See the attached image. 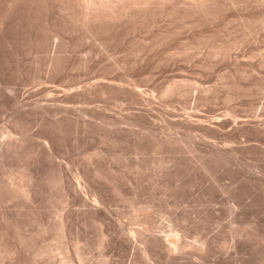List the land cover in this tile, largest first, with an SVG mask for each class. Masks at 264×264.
<instances>
[{"label": "rangeland", "instance_id": "1", "mask_svg": "<svg viewBox=\"0 0 264 264\" xmlns=\"http://www.w3.org/2000/svg\"><path fill=\"white\" fill-rule=\"evenodd\" d=\"M240 6H242V4L241 5L238 4V7L236 5V7L234 6V7L228 8V10H222L221 11L222 15H219L220 14L219 12V14L217 15L218 18L217 19L215 18V20L213 19L215 22L213 20H212L213 23L209 20L202 21L201 23H199V25L198 24L195 25L194 28L193 27L191 28V25L188 23V21L187 22L185 21L184 24L179 23V21L180 22L182 21L181 20L177 21V17L175 16H174L176 18L175 21L173 17H171V21H169L170 19L167 20L168 18L161 17V19L157 18V20H155L154 23H152L151 21H148V22H145V24L142 23L143 24L142 26H137V27L135 26L137 24L140 25V23L135 22L137 23L135 24L133 21L129 19L128 21L129 23L127 21L126 23L131 24L132 26L127 25L125 21L123 20V23L121 22V25H119V27L117 26L118 25L117 24L116 28H113L114 30L112 29L113 31H116V32H113L112 30L110 31L104 30V32H102L99 30L97 32H94L93 36L92 34H89V32H86V31L85 33L79 30L78 34H77L78 30H73L74 31L73 32L72 29H70V26L68 25V23L64 19H62L61 15H60L61 18H58L59 15L57 16L55 11L53 12L56 15H54L52 11L50 14L49 11L45 12V10L44 12L37 11L35 12V14L32 13L33 15L30 13H28L29 15H26L27 13L25 9L20 8L21 10L22 9L24 10L20 11V9L19 10L17 9L15 11H18V12L14 13L13 11L11 13V16L9 17V21H8L9 24L6 30L3 32L4 34L0 33V85H1L0 86V127H2V130H6L4 129V127H7L8 130L11 129L12 125H14L12 124V121H11L13 117L12 115H14V113L16 115V112H18L17 110H20V109L22 110L24 108L29 109L31 107V104L35 103L34 101L36 100L38 101L41 100L39 102L38 101L36 102L41 103L43 101L42 104H45L47 102V96L50 95L51 93H53V95L56 96V101L62 102V104L55 102L57 106L61 107L60 109L62 112H63L62 109L67 108V110H69L70 113H68V116L70 118L72 117L76 118V116L72 114L73 108L76 109L74 106H76L77 109H80L81 111H83L84 109L83 112L85 113L84 115H85L86 121H89V123L91 124L90 127L87 128L88 131L86 130L85 132H82V130L79 128L77 129L78 130L77 131L75 127H73V125L70 123V124H66L62 126L63 132L60 131L61 132L60 133L57 129L56 124L54 123L53 116L51 117L48 116L42 119L40 118L39 115H36L37 117L36 116L32 117L29 121L24 123L22 127H19L21 128L19 131L20 132L22 131V135L26 133L27 136L29 135L34 140H37L39 136H46L48 134H51L54 137V141L56 143L55 151L57 153V157H55L54 160H57V161H54V162H59L60 160L59 163L62 164V168L68 173L69 171H71L69 173L70 175H73L77 172L75 168L78 169L77 164L79 162L83 164L86 163L87 157H88L86 156V154L92 153L93 155V153L95 154V152L97 151H99L100 153L103 152L100 155V157L102 156L101 157L102 160L101 159L95 160L94 158L92 159H94L95 161L98 160L97 162L99 163L100 169L102 171L103 176L96 182L101 187L100 188L102 189L101 193L103 197H105L104 198L105 205H103V207L105 208L106 215L108 216V218L107 216H106L107 219L106 218L98 219L97 217H95L97 219L96 220L94 218V215H91L92 213L91 212L89 213V211H87V208L86 210H84L85 207L81 206L79 203L71 205V204H66V203L64 204V202L62 201L60 202L58 198L61 197L60 199H62V193L57 187H52V186L47 185V183L44 181L42 177L41 170L43 169V167H41L40 165L38 166L37 158H36L37 156L34 157L32 155L30 156L31 158L29 157L28 159L21 161L22 163L21 162L19 163L20 164L18 165L19 167L15 166L16 167L15 168L13 166L16 170L15 173H13V176H17L16 174L17 171L18 173H21L22 171L24 173L25 171L28 172V169L26 168H30L33 166L29 170L33 171V169H35L34 170V173L36 172L35 180H37L36 187L39 188L40 186L39 188L40 191L38 190L37 196H40V197H36L37 200L31 202L26 199L27 197H25L21 193H18L19 196L17 195V198L19 197V199H16L15 198L16 196H15L13 197L12 201H10V199L8 201L7 199V201L5 202V205L2 204L3 207L5 206L9 210L12 209L11 211L16 210L18 215L21 214L20 216H21V219L23 220L22 222L25 225V226L23 225L20 228V230L11 228V230H13L10 236L11 243L9 242L10 245H8V248L9 247L11 248H9L10 252H7V254L5 255L6 257L5 259L6 260L8 259L7 261L10 260L9 262H11V259H12V262H15L17 258H20V259H17L18 264H33V263L34 264H41V263L50 264L52 259H55V258H56V261H58L57 259L61 257L58 254L60 253V250H59L60 245H61L59 243L60 240L54 239L55 237L54 238L50 237L52 235L56 236L55 233H54L55 235L54 234L51 235V232L44 233L41 231V229L44 228L46 223H47L46 228H49L50 226H52L54 223L57 222L58 214H60L61 212L63 213V210L64 212L68 210V212L67 211L66 212L69 213V215H71V218H70L71 220L69 219V221H71L69 222V225H71V227L69 226L70 229L68 228V231L69 230L70 231L67 233V237H66L67 243L66 244H70L69 247L71 249L68 247L70 256L74 255L73 251L77 250L76 248H74V246L76 247L77 245H78L77 248L81 250L82 252H84L83 254H84L85 263L83 262V264H92V263L101 264L103 262H105L106 264H110V263L111 264H132L133 259L135 258L134 256H137L139 251H142L140 246L142 247L143 244H141L140 241H137L134 246V249H130L132 247L129 245L130 240L128 238L129 236L128 234L135 233L134 235L137 236L136 232L138 229L141 228L139 227L137 223L143 220L147 215H151L149 216V218L153 221L149 227V234L152 237L161 239L162 244H166V241L170 240L169 242H167L168 245H171L172 242H173L172 245L173 244L177 245L178 243L180 244L181 242V244H185L186 246L187 245L189 246V248L185 247V250L187 249L189 250V251L187 250L188 252L185 251L187 252L186 256L185 254H182L181 256V253H180V256L178 257L175 256L174 258H171V259L168 257L169 252L167 253V250L165 248L159 246L160 248L157 250L155 256H152L151 258L152 261L150 260L151 262L149 261L148 264H171V262L172 264H175V261H177L176 264H181V262H183L182 264L184 263L186 264H190V263L192 264L194 263L196 264H214V263L215 264H264V64L260 63L263 60L261 56L264 57L263 56L264 55V27H262L264 25L261 26L258 24L257 25L252 24V26L250 25V28L248 27L246 28V30L243 29V26H241L242 20L245 19L244 17H246V15L249 12L247 10L243 12L242 10H245V9ZM234 9H237V10H234ZM229 10L231 13L228 12ZM223 11L224 12L227 11V12L223 13ZM245 12H246V15L244 14ZM25 17H27L28 20ZM231 18L233 20H230ZM239 18H242V19L240 20ZM32 20H33V23H31ZM160 20L161 21L163 20V21L161 22ZM234 21L236 23L237 22L239 23L236 24ZM132 23H134L135 25H133ZM168 23L172 24L173 26H171ZM123 24L124 26H122ZM187 24L189 25L190 28H188ZM37 25L38 27L36 28ZM66 25H68V27H66ZM125 26L126 28L127 27L128 28L121 29V28H125ZM130 26L133 27L135 30L133 28H129ZM179 26H182L181 27L182 30L179 28H178L179 30L177 29V27ZM248 29L250 32L248 31ZM111 31L114 33V35L109 33ZM35 32L37 34L39 33L41 37L38 36ZM99 32L100 33L102 32L104 34L102 35V33L100 34ZM106 32L109 33V34L107 33L108 35L111 34L113 38H111L110 36V39H109L108 35L106 36L105 34ZM80 33L82 34V36L85 35V37L83 38ZM96 33L100 35L95 36ZM167 33L170 34V35L168 34L170 38L166 36ZM35 34L37 35V39L38 38H41V39H39L38 41H35L36 39ZM89 35H91V37ZM162 35H165V36L163 37ZM165 37L167 39H165ZM90 38H92L93 40ZM172 38H174L175 40L178 38V40L175 41ZM97 39L99 41H97ZM106 39L110 42L107 43L108 41H106ZM162 39H165V40L162 41ZM186 40L187 41L189 40V42L191 43V46H190L191 48L189 49V51L187 50V52H183V54L182 53L177 54V55L173 54L174 55L173 56L171 54L172 53L171 51H174L173 53H175L176 50L182 49L183 47L181 45H183L184 43H185L183 45L184 47L189 45L188 43L184 42ZM235 40H238V41L240 40L241 44H239L240 46H237V48L232 49L231 52H229V54L227 55L228 57L224 56L225 60L223 56L211 57V55L207 54V52L209 53V47H206V45L208 46L214 42H216L217 44L218 43L226 44V43H231L232 41H235ZM95 41L99 43L103 41V44L105 47ZM179 41H181V44ZM104 42H106L108 46H106ZM200 42H202L201 44H203L202 46L205 47V49L200 50L202 49V46H199L200 47L199 48L200 51H199L197 50V47L200 44ZM160 43H162V45ZM195 49L198 51V55L196 53L197 51L194 52ZM191 50L193 51V53L191 52ZM201 51L202 52L204 51V53H202ZM166 53H169L170 55L168 54L166 55ZM55 55H57L56 61L59 62L55 66L56 72H55V67L53 68L54 70L53 69L51 70L50 68L48 71L47 65L49 64L48 62L50 61L48 59L49 58L51 59V57ZM180 55L181 56L183 55V56L180 57ZM161 60L162 61L164 60V61L162 62ZM237 61H239L240 63ZM114 63H116V65L118 66H116ZM236 63L238 64L236 65ZM242 72L243 73L246 72L248 75L245 73L246 74L245 76V74H243ZM96 78L100 81L103 80L101 81L102 84L106 82L104 83V85H106L105 86L106 96L105 94L101 96L97 92L95 94L91 92L90 94L88 90L89 94L86 93L85 97L80 96L78 94H76L78 95L76 97V95L74 94L76 93V90L74 91V89L76 88L77 89L78 88L87 89L86 85L89 86L90 83L98 81ZM106 79L108 80V82L106 81ZM109 79L111 82L109 81ZM178 79H179L180 85L181 86L183 85L182 89H181V86H179V83L177 82ZM109 82L110 84H112V86L109 84ZM171 82L177 86V89H175V92L172 94H169L165 97L162 96L161 95L162 91L164 90V88H166V86L171 85L172 84ZM189 82L191 84H189ZM113 83H117V85ZM53 85L54 87H57V88L59 87L58 89L60 90H58L57 88H54ZM185 85L186 86L188 85V86L186 87ZM132 86L137 89H132L133 88ZM136 86H139V89ZM52 89H53V92L51 91ZM9 90H11V92ZM34 90L35 91L37 90V91L35 92ZM62 90H65V91H62ZM132 90H134L136 96L134 94L132 95V93L130 92ZM135 90L137 91L140 90L139 92L143 93L142 95L144 96L150 95V97L153 100H151V98L149 99L148 97L149 101H141V99L138 97L137 92ZM48 91L49 93H47ZM65 92L67 93L69 92L70 95ZM177 92L178 94H176ZM83 94L85 95V92ZM57 95L61 100L63 99V101L57 98ZM91 97H93L94 99ZM132 97L133 98L137 97V99H131ZM30 102L31 104H28ZM15 103H19L18 108L14 107V106H17V104L15 105ZM26 104L28 105V108ZM82 105L84 107L86 106V109L83 108ZM88 105L90 108L87 107ZM78 106L79 107L82 106V107L78 108ZM92 107L94 109H91ZM70 109L72 110L70 111ZM95 110L97 111L95 112ZM127 112L129 113V117H128V114H126ZM63 113H59L58 116H60ZM91 113L93 116L91 115ZM109 113H112L115 116ZM118 114L121 115L120 117L121 119L118 117L119 116ZM133 116L135 117L136 120H134ZM88 117L92 118L93 120L91 119L90 121ZM122 117H125V118L123 119ZM184 117L188 119L192 118V120L190 119L192 122L191 123L192 126L189 123H187L189 125L186 124L185 122L186 119ZM36 118H38V120ZM46 118L48 119L46 120ZM49 118H53V119H49ZM104 118H106V120ZM128 118H131V119H128ZM142 118H144V120ZM125 119H128L129 122H133L132 124H135L136 126L135 125L134 126L132 125V126L135 127L137 130L135 131V129L130 125V123L128 124V121H126ZM193 119H194L195 124L199 123V125L195 126ZM217 119L218 120L220 119L219 120L220 122ZM9 120L11 122H9ZM95 121L96 122L98 121L99 123H102L103 125L105 124V127L102 128L101 127L102 124H98ZM109 121H111L112 124L114 122L113 124L114 126L116 124L117 125L120 124L121 129H119V126L116 125L117 130H118L117 131L115 127L111 124V122L109 124ZM136 121L137 123H135ZM202 121L204 123V126L200 125ZM40 122L41 124H39ZM183 123L184 125H182ZM108 124L109 126L111 125L113 128L107 126ZM69 125L70 127H68ZM151 125H153V127ZM215 125H216V128H213L215 127ZM123 126L124 127L126 126L125 129ZM129 127H131L132 130ZM148 127L149 129L155 127L154 129L156 130L155 133L157 132L156 133L157 136L164 135L165 137H169L170 139H175V140L178 139L181 141H177L178 143L171 144L162 149L158 148L159 149L158 150L156 148V144H154V141L150 143L151 140L143 138L144 136H141V135L146 136L147 134L146 130H149L147 129ZM204 128H207V130ZM154 129L151 131L154 132ZM235 129H237V131ZM111 130L112 131L115 130V132L111 133ZM141 130L142 132L145 131L146 134L139 133L141 132ZM122 131L124 132L126 131V132L124 133ZM158 132L160 133V135ZM137 133L139 135H137ZM112 134H115V135L113 136ZM22 135H19L20 138L24 137ZM102 136L103 137L105 136V137L103 138ZM134 136H136L137 138L135 139ZM164 136H161V137L164 138ZM205 138L208 142L204 141ZM39 139L37 141H43ZM186 143L190 145L188 146ZM205 144H207L208 147L210 148L208 149L207 145ZM215 144H216V147L218 146L221 150L225 148L224 145L226 144V147L227 148L229 147V148L223 151L224 152L226 151V153H229L232 156L226 155L224 159H221V160H218L216 157H215L216 160L212 159L213 156H210L208 154L209 153L208 150H211V148ZM192 147H194L195 149ZM203 147H205V149ZM67 149L69 151V154H68ZM137 149L139 152H137ZM70 158L72 159L70 160ZM156 159L157 161L158 159L159 160L161 159L162 161L161 160L160 161L163 163L162 169L163 170L166 169V172L164 171L166 175L163 174V177L160 178L161 181L159 180V178H156L157 175L153 174L157 171L158 168L156 165H153L151 163L153 160H156ZM26 161L28 162L26 163ZM203 162L205 165H203ZM74 163H75V167L73 166ZM137 163L139 164V166L137 165ZM201 163L203 166L201 165ZM24 164L27 165V167ZM68 164L70 165V167L68 166ZM134 165L136 166V168ZM140 165L143 169H141ZM5 166L4 168L8 167L6 164ZM204 166L207 168H205ZM71 167L73 168L71 169ZM137 167L138 168L140 167V168L138 169ZM168 169L169 171L167 173ZM19 170H21V172ZM134 170L136 171L139 170V172L137 173ZM7 173H8V178H7ZM7 173H5L4 176H2V178H0L2 181H5L6 179L8 181L10 180L9 172ZM113 176L115 177L113 178ZM111 179L113 180V182ZM2 181L0 182V185L3 186L5 190L6 186L3 185ZM8 181H5L4 183L7 184ZM22 181L23 180H21V183ZM38 181L39 183L41 181V183L39 184ZM9 183L10 184H8V186H11L12 182H9ZM19 183L20 182L15 184L16 187L17 185L18 186H21L22 184L24 186L26 185L24 184L26 183L25 180L22 184L20 183L21 185ZM115 183H117V185ZM15 185L13 183V186ZM80 186L83 190L84 188H86L84 187L85 186L84 184H81ZM10 188L11 187H8L9 191L10 190L12 191L13 189H15V187L12 189ZM8 189L6 191H8ZM86 190L87 188L84 190V192H87ZM115 192L118 193L119 195L116 194ZM55 197H56V200H55ZM17 200L20 204L17 202ZM30 202L33 204H31ZM43 202L44 203L48 202V203L47 204L45 203V206H44ZM129 202L131 203L129 204ZM2 205L0 204V206ZM21 205H23V208L21 207ZM67 205H69V209H67L68 207ZM46 206L48 209L46 208ZM75 207H77L78 209H76ZM41 208L43 209L46 208L47 210L46 209L42 210ZM106 208L108 209V211ZM134 208L137 211H135ZM147 208L150 209L148 210L149 214L147 213V211H145L147 210ZM19 210L22 212H20ZM145 213L147 215H144ZM141 214L144 216H142ZM90 215L91 217L93 216V218H91ZM173 218H176V219L178 218L179 220L177 222L175 221L173 222ZM43 220H44V223H43ZM164 220H168V221H164ZM50 223H52V225H50ZM154 223H156V225ZM175 226H177L178 228ZM23 228L25 229V231ZM34 228H35V231H34ZM173 228H175L174 230L177 229L176 231L177 233L173 232ZM120 229H123L124 233L127 235L122 233ZM178 229L180 232L178 231ZM127 230L131 232L127 233L128 232ZM22 231H24L25 233ZM101 231L105 233V238H106L104 239L105 245L103 246V248L101 247L102 249L97 247V243L99 239L97 237H98L99 232ZM14 232H16L17 234ZM162 233L164 234L166 233V234L165 235L163 234L162 236ZM169 233H170V236L168 237ZM15 234L16 236H14ZM18 234H19V237L21 236L20 238L24 239L25 241L24 245L22 244L24 242H21L22 245L18 244L20 243ZM172 234L173 235L177 234V236L179 234V236L178 237L176 236V237L178 238V240L180 239L179 240L180 242L177 240V238H174L175 236L173 237ZM199 235H200V239L198 238L199 240L198 241L196 237L197 236L199 237ZM15 237H17V239ZM0 240L4 241L6 240V238L4 239L1 238ZM54 240H57L59 242L57 241L54 242ZM200 241L201 242L210 241L209 242L211 245L210 248L203 252L202 251L196 252L198 245L199 247L201 246ZM189 242L191 243V245ZM55 243L56 244L59 243V244L56 245ZM2 244L0 243V245ZM195 244H198L197 247ZM11 245H13L15 249ZM40 245L41 246L51 245L53 248L52 249L53 251L55 247V251L57 252L59 250V252L56 253L54 251L55 253L51 254L52 256L55 255L54 256L55 258L52 257L51 255H50L51 257L50 256L48 257V255L39 256V254L37 253L39 250L38 248H41ZM15 246L18 248L20 247L22 248L25 246L24 247L25 249L24 248L19 249L21 250V252L20 251L18 252H20L21 254L17 255L18 252L16 250L18 249ZM58 247L59 249L57 250ZM0 248H3V247H0ZM143 248L144 246L142 247V249ZM190 248L192 251L190 250ZM12 250H14L15 252ZM204 252L206 255L204 254ZM72 253L73 255H71ZM101 253L103 255H101ZM190 253H193V254L191 255ZM174 254L176 255V253ZM16 255L19 257H16ZM193 255L195 256L192 257ZM47 257L50 260H48ZM196 257H198L199 260ZM192 258L195 260H193ZM86 259L89 260V262ZM196 259L198 261H196Z\"/></svg>", "mask_w": 264, "mask_h": 264}, {"label": "bare ground", "instance_id": "2", "mask_svg": "<svg viewBox=\"0 0 264 264\" xmlns=\"http://www.w3.org/2000/svg\"><path fill=\"white\" fill-rule=\"evenodd\" d=\"M238 4L239 5H241L242 4V6H240V7H243L245 10H242L243 12L244 11H248L247 13V15H246V12L244 13L245 15H246V17H244L243 19L244 20H242V24H241V26H243V29H245L246 30V28H250V25L252 26V24H258V25H264V0H0V33H3L5 30H6V28H7V26H8V24H9V17L11 16V13L14 11V13L15 12H18V11H15V10H19L20 8H24L25 9V11H26V13H24V14H26V15H29L28 13H30V14H35V12H39V11H43L44 12V10H45V12H47V11H49L50 12V14H51V11L53 12V11H55L56 12V14H57V16L59 15V17L58 18H61L62 17V19H64L67 23H68V25L70 26V29H72V31L73 30H78V32H77V34L79 33V30H81V31H83V32H89V34H92V36H93V34H94V32H97V31H102V32H104V30L105 31H110V30H112L113 28H116V25L119 27V25H121V22L123 23V20L125 21V23H126V21L128 22L129 21V19L131 20V21H133L134 23L135 22H138V23H140V25H138L137 23H135V24H137L135 27H137V26H142L143 24H145V22H148V21H151L152 23H154L155 22V20H157V18L159 19H161V17H165V18H168L167 20H169V21H171V17H173L174 18V21L176 20V18L175 17H177V21L178 20H181L182 22H180L179 21V23H183L184 24V22L186 21H188V23L191 25V28L193 27H195V25H199V23H201L202 21H211L212 22V20L214 19L215 20V18L217 19L218 17H217V15L219 14V12H220V14L219 15H222L221 14V11L222 10H228V8H231V7H236V5H237V7H238ZM239 7V8H240ZM24 9H20V11H23ZM241 9V8H240ZM231 10V9H230ZM230 10L228 11V12H230ZM234 10H237V9H234ZM225 12H227V11H225ZM224 11H223V13H225ZM239 12V11H238ZM41 13V12H40ZM231 13V12H230ZM240 13V12H239ZM32 14V15H33ZM53 14H54V12H53ZM56 14H54V15H56ZM229 14V13H228ZM241 14V13H240ZM239 14V15H240ZM243 14V13H242ZM23 15V14H22ZM37 15H38V13H37ZM47 15V14H46ZM60 15H61V17H60ZM31 16V15H30ZM49 16V15H48ZM175 16V17H174ZM243 16V15H242ZM33 17H35V16H33ZM33 17H32V19H33ZM227 17V16H226ZM238 17H240V16H238ZM26 19H27V17H25ZM30 18V17H29ZM37 18V17H36ZM221 18V17H220ZM224 18V17H223ZM31 19V18H30ZM128 19V20H127ZM164 19V18H163ZM222 19V18H221ZM225 19V18H224ZM229 19V18H228ZM227 19V20H228ZM236 19V18H235ZM240 20L242 19V18H239ZM23 20V19H22ZM25 20V19H24ZM28 20V19H27ZM61 20V19H60ZM64 20H63V22H64ZM213 20V21H214ZM230 20H233L232 18L230 19ZM229 20V21H230ZM238 20V19H237ZM62 21V20H61ZM161 21V20H160ZM163 21V20H162ZM161 21V22H162ZM166 21V20H165ZM219 21V20H218ZM243 21H245V22H243ZM27 22V21H26ZM62 22V23H63ZM210 22V23H211ZM215 22V21H214ZM235 22V21H234ZM31 23H33V20L31 21ZM30 23V24H31ZM35 23V22H34ZM124 23V24H125ZM129 23V22H128ZM128 23H126L127 25H131V24H128ZM134 23H132L133 25H135ZM143 23V24H142ZM209 23V24H210ZM213 23V22H212ZM230 23V22H229ZM236 23V22H235ZM237 23H239V22H237ZM236 23V24H237ZM40 24V23H39ZM64 24V23H63ZM124 24L122 25V26H124ZM168 24H170V23H168ZM186 24V23H185ZM203 24V23H202ZM205 24V23H204ZM29 25V24H28ZM68 25H66V27H68ZM157 25V24H156ZM171 26H173L172 24H170ZM176 25H177V23H176ZM192 25H194V26H192ZM132 26V25H131ZM129 27V28H133V27ZM149 26H150V24H149ZM186 26V25H185ZM187 26H188V28H190L189 27V25L187 24ZM260 26V27H261ZM30 27V26H29ZM38 27V25L36 26V28ZM64 27V26H63ZM117 27V28H118ZM161 27V26H160ZM176 27V26H175ZM181 27L182 26H179V27H177V29L179 28V29H181ZM198 27V26H197ZM240 27V26H239ZM262 27H264V26H262ZM41 28V27H40ZM128 28V27H127ZM126 28V26H125V28H121V29H127ZM159 28V27H158ZM162 28V27H161ZM170 28V27H169ZM172 28V27H171ZM184 28V27H183ZM185 28H187V27H185ZM33 29V28H32ZM134 29V28H133ZM144 29V28H143ZM147 29V28H146ZM176 29V28H175ZM178 29V30H179ZM255 29V28H254ZM10 30V29H9ZM23 30V29H22ZM68 30V29H67ZM114 30V29H113ZM112 30V31H113ZM116 30V29H115ZM129 30V29H128ZM127 30V31H128ZM135 30V29H134ZM182 30V29H181ZM183 30H185V29H183ZM34 31V30H33ZM37 31V30H36ZM69 31V30H68ZM109 32V33H111V34H113L114 35V33L113 32H116V31H113V32ZM118 31V30H117ZM130 31H131V29H130ZM136 31H137V29H136ZM169 31V30H168ZM241 31V30H240ZM244 31V30H243ZM248 31H249V29H248ZM253 31V30H252ZM67 32V31H66ZM70 32H71V30H70ZM74 32V31H73ZM85 32V33H86ZM101 32V33H102ZM160 32V31H159ZM171 32H173V31H171ZM183 32V31H182ZM250 32V31H249ZM24 33V32H23ZM36 33V32H35ZM76 33V32H75ZM100 33V32H99ZM100 33V34H101ZM108 32H106L105 34H106V36L109 34H107ZM127 33V32H126ZM170 33V32H169ZM169 33H167V37H169L168 36V34ZM175 33V32H174ZM4 34V33H3ZM2 34V35H3ZM33 34H34V32H33ZM37 34V33H36ZM35 34V37H36V39H37V35L38 36H40L39 35V33L36 35ZM47 34V33H46ZM65 34V33H64ZM81 34V33H80ZM100 34H97L96 33V35L95 36H98V35H100ZM104 33H102V35H103ZM111 34L110 35H108V37H109V39H110V36H111ZM116 34V33H115ZM155 34V33H154ZM247 34V33H246ZM250 34V33H249ZM248 34V35H249ZM88 35V34H87ZM165 35H162L163 37L165 36ZM170 35V34H169ZM172 35V34H171ZM175 35V34H174ZM180 35V34H179ZM245 35V34H244ZM81 36H82V34H81ZM90 37H91V35H89ZM94 36V37H95ZM105 36V37H106ZM116 36V35H115ZM128 36H129V34H128ZM161 36V37H162ZM178 36V35H177ZM41 37V36H40ZM54 37V36H53ZM83 38L85 37V35L84 36H82ZM99 37H101V36H99ZM104 37V38H105ZM108 37H107V39H108ZM159 37V36H158ZM173 37V36H172ZM49 38V37H48ZM93 38V37H92ZM92 38H90V39H92ZM96 38V37H95ZM102 38H103V36H102ZM111 38H113L112 36H111ZM125 38H126V36H125ZM170 38V37H169ZM176 38V37H175ZM195 38H197V37H195ZM200 38V37H199ZM209 38V37H208ZM33 39V38H32ZM35 39V38H34ZM35 39V41H38L39 39H41V38H38L37 40ZM47 39V38H46ZM50 39H51V37H50ZM56 39V38H55ZM80 39H81V37H80ZM86 39V38H85ZM87 39H88V37H87ZM89 39V40H90ZM106 39V41H108ZM116 39V38H115ZM165 39H167L166 37H165ZM165 39H162V41L163 40H165ZM172 39H174V38H172ZM243 39V38H242ZM247 39V38H246ZM84 40V39H83ZM93 40V39H92ZM104 40V39H103ZM171 40V39H170ZM175 40V39H174ZM173 40V41H174ZM176 40H178V38L176 39ZM175 40V41H176ZM34 41V40H33ZM41 41V40H40ZM85 41V40H84ZM97 41H99L98 39H97ZM97 41H95V42H97ZM105 41V40H104ZM152 41V40H151ZM210 41V40H209ZM19 42V41H18ZM110 41H108L107 43H109ZM165 42V41H164ZM180 42V44H181V41H179ZM184 42H186V43H188L189 45H185L186 47H184L183 45L185 44ZM183 43V45H181L183 48L182 49H180V50H176L175 51V53H173L174 51H171V52H169V53H171L172 55L173 54H175V55H177V54H180V53H182L183 54V52H187V50L189 51V49L191 48L190 46H191V43L189 42V40L187 41H184ZM203 42H204V40H203ZM206 42V41H205ZM208 42V41H207ZM229 42H230V40H229ZM39 43V42H38ZM97 43H99V42H97ZM105 44H106V46H108V44L106 43V42H104ZM113 43V42H112ZM177 43V42H176ZM202 42H200V44H201ZM209 43V42H208ZM207 43V44H208ZM214 43H216V42H214ZM214 43H212V44H210V45H206V47H209V53L207 52V54H209V55H211V57H218V56H227L228 54H229V52H231V50L232 49H234V48H237V46H240L239 44H241V42H240V40L238 41V40H235V41H232L231 43H216V44H214ZM244 43V42H243ZM95 44V43H94ZM99 44H101V45H103L104 46V44H103V41L102 42H100ZM161 45H162V43H160ZM194 44V43H193ZM198 45V47H197V50H199V46H202L203 44H201V45ZM98 45V44H97ZM204 45H205V43H204ZM36 46V45H35ZM55 46V45H54ZM157 46V45H156ZM177 46V45H176ZM180 46V47H181ZM197 46V45H196ZM102 47V46H101ZM105 47V46H104ZM192 47H193V45H192ZM52 48V47H51ZM103 48V47H102ZM107 48V47H106ZM155 48V47H154ZM158 48V47H157ZM175 48V47H174ZM194 48H196V47H194ZM48 49V48H47ZM128 49V48H127ZM170 49V48H169ZM176 49H178V48H176ZM203 49H205V47H203L202 46V49H200V50H203ZM207 49V48H206ZM57 50V49H56ZM67 50V49H66ZM106 50V49H105ZM108 50V49H107ZM110 50V49H109ZM153 50V49H152ZM164 50V49H163ZM196 49H195V51L194 52H196L197 51ZM199 50V51H200ZM104 51V50H103ZM33 52V51H32ZM105 52V51H104ZM154 52V51H153ZM165 52V51H164ZM191 52L193 53V51L191 50ZM202 52V51H201ZM200 52V53H201ZM233 52V51H232ZM110 53V52H109ZM151 53V52H150ZM163 53V52H162ZM169 53H166V55L168 54V55H170ZM190 53V52H189ZM197 53V55H198V51L196 52ZM202 53H204V51L202 52ZM47 54V53H46ZM195 54V53H194ZM206 54V55H207ZM261 54V53H260ZM60 55V54H59ZM203 55V54H202ZM253 55V54H252ZM57 55H55V56H53V57H51V59L49 58L48 60H50L48 63V71H49V69L51 68V70L56 66V64L57 63H59V62H57L56 60H57V57H56ZM174 56V55H173ZM183 56V55H182ZM181 55H180V57H182ZM184 56H185V54H184ZM188 56V55H187ZM189 56H191V55H189ZM261 56V55H260ZM264 56V55H263ZM36 57V56H35ZM39 57V56H38ZM71 57V56H70ZM169 57H171V56H169ZM168 57V58H169ZM228 57V56H227ZM252 57V56H251ZM255 57V56H254ZM178 58V57H177ZM261 58L263 59L260 63H262V64H264V57H262L261 56ZM261 58H260V60H261ZM67 59V58H66ZM145 59V58H144ZM160 59V58H159ZM174 59V58H173ZM187 59V58H186ZM227 59V58H226ZM234 59V58H233ZM59 60V59H58ZM146 60V59H145ZM172 60V59H171ZM184 60V59H183ZM215 60H216V58H215ZM217 60H218V58H217ZM219 60H221V59H219ZM224 60H225V57H224ZM155 61V60H154ZM162 61V60H161ZM164 61V60H163ZM162 61V62H163ZM211 61V60H210ZM231 61V60H230ZM62 62V61H61ZM227 62V61H226ZM234 62V61H233ZM235 62H236V60H235ZM237 62H239V61H237ZM33 63V62H32ZM160 63V62H159ZM164 63H166V62H164ZM230 63V62H229ZM240 63V62H239ZM115 65H116V63H114ZM216 64V63H215ZM238 63H236V65H237ZM242 64V63H241ZM261 64V65H262ZM162 65V64H161ZM235 65V64H234ZM260 65V64H259ZM39 66V65H38ZM57 66H59V65H57ZM116 66H118V65H116ZM206 66V65H205ZM208 66V65H207ZM83 67V66H82ZM89 67V66H88ZM203 67V66H202ZM209 67H210V65H209ZM234 67H236V66H234ZM5 68V67H4ZM58 68V67H57ZM81 68V67H80ZM113 68V67H112ZM116 68V67H115ZM204 68V67H203ZM30 69V68H29ZM73 69H74V67H73ZM108 69V68H107ZM210 69V68H209ZM51 70H50V72H51ZM54 70V69H53ZM61 70V69H60ZM65 70V69H64ZM81 70V69H80ZM110 70V69H109ZM108 70V71H109ZM207 70V69H206ZM239 70V69H238ZM100 71V70H99ZM237 71V70H236ZM54 72V71H53ZM52 72V73H53ZM55 72H56V67H55ZM80 72V71H79ZM82 72V71H81ZM45 73V72H44ZM151 73V72H150ZM243 73V72H242ZM246 73V72H245ZM245 73H243V74H245ZM230 74V73H229ZM236 74V73H235ZM247 74V73H246ZM246 74H245V76H246ZM87 75V74H86ZM151 75V74H150ZM248 75V74H247ZM94 76V75H93ZM99 76H101V75H99ZM113 76V75H112ZM125 76V75H124ZM153 76V75H152ZM222 76H224V75H222ZM228 76V75H227ZM226 76V77H227ZM229 76H231V75H229ZM60 77V76H59ZM75 77V76H74ZM123 77V76H122ZM127 77H129V76H127ZM149 77V76H148ZM147 77V78H148ZM241 77V76H240ZM23 78V77H22ZM80 78V77H79ZM105 78V77H104ZM108 78V77H107ZM154 78V77H153ZM224 78V77H223ZM229 78V77H228ZM227 78V79H228ZM81 79V78H80ZM97 79V78H96ZM101 79H103V78H101ZM225 79V78H224ZM39 80H41V79H39ZM71 80V79H70ZM98 80V79H97ZM174 80V79H173ZM172 80V81H173ZM181 80V79H180ZM101 81H103V80H101ZM100 80H98V81H96V82H93V83H90L89 84V86H87L86 85V88L87 89H84V88H76V86H75V88L76 89H74V91L76 90V93H74L75 95L76 94H78V95H80V96H83V97H85L86 96V93H88V90H89V93L91 94V92H93L94 94L97 92L98 94H100L101 96H103L105 93H106V88H105V86L106 85H104V83H106V82H104L103 84H102V82H101ZM105 81V80H104ZM106 81L108 82V80L106 79ZM109 81H110V79H109ZM182 81V80H181ZM32 82V81H31ZM40 82V81H39ZM111 82V81H110ZM110 82H109V84H110ZM114 82V81H113ZM117 82V81H116ZM178 83H179V79H178V81H177ZM183 82V81H182ZM69 83H71V82H69ZM81 83V82H80ZM89 83V82H88ZM172 83V82H171ZM187 83V82H186ZM82 84V83H81ZM87 84V83H86ZM113 84H115V85H117V83H113ZM119 84V83H118ZM189 84H191L190 82H189ZM40 85V84H39ZM61 85V84H60ZM83 85H85V84H83ZM111 86H112V84H110ZM122 85V84H121ZM1 86V85H0ZM35 86V85H34ZM41 86H43V85H41ZM123 86V85H122ZM129 86V85H128ZM135 86V85H134ZM175 86V87H174ZM179 86H181L180 85V83H179ZM183 86V85H182ZM182 86H181V89H182ZM186 86V85H185ZM188 86V85H187ZM186 86V87H187ZM44 87H45V85H44ZM51 87V86H50ZM53 87H54V85H53ZM64 87V86H63ZM66 87V86H65ZM78 87V86H77ZM79 87H80V85H79ZM113 87H114V85H113ZM119 87H121V86H119ZM118 87V88H119ZM130 87H131V85H130ZM133 87V86H132ZM136 87H138V89H139V86H136ZM192 87V86H191ZM190 87V88H191ZM8 88V87H7ZM42 88V87H41ZM54 88H57V87H54ZM53 88V89H54ZM59 88V87H58ZM57 88V89H58ZM72 88V87H71ZM123 88V87H122ZM121 88V89H122ZM189 88V87H188ZM47 89V88H46ZM53 89L51 90L52 92H53ZM67 89V88H66ZM132 89H137V88H132ZM175 89H177V86L176 85H174V83H172L171 85H169V86H166V88H164V90L162 91V93H161V95L162 96H167V95H169V94H172V93H174L175 92ZM179 89V88H178ZM187 89V88H186ZM33 90V89H32ZM38 90V89H37ZM36 90V91H37ZM40 90V89H39ZM44 90V89H43ZM58 90H60V89H58ZM57 90V91H58ZM113 90V89H112ZM131 90V89H130ZM10 92H11V90H9ZM8 91V92H9ZM35 91V90H34ZM35 91V92H36ZM62 91H65V90H62ZM67 91V90H66ZM133 92H134V90H132ZM132 91H130L131 93H132V95L134 94L135 95V92L133 93ZM136 92H137V95H138V97L141 99V101H149L148 100V97H149V99L151 98L150 97V95L149 96H147V95H142L143 93H140L139 91H137V90H135ZM142 91V90H141ZM192 91V90H191ZM39 92V91H38ZM85 92V95L83 94ZM129 92V91H128ZM145 92V91H144ZM189 92V91H188ZM34 93V92H33ZM47 93H49V91L47 92ZM65 93H67V92H65ZM65 93H63V94H65ZM73 93V92H72ZM88 93V94H89ZM131 93H129V94H131ZM181 93V92H180ZM36 94V93H35ZM55 94V93H54ZM57 94H59V93H57ZM61 94V93H60ZM67 94H69L70 95V93L68 92ZM87 94V95H88ZM176 94H178V92L176 93ZM48 95V94H47ZM46 95V96H47ZM78 95H76V97L78 96ZM44 96H45V94H44ZM60 96V95H59ZM62 96V95H61ZM67 96V95H66ZM80 96H79V98H80ZM105 96H106V94H105ZM136 96V95H135ZM179 97V96H178ZM43 98V97H42ZM57 98H59L58 97V95H57ZM91 98H93V97H91ZM104 98V97H103ZM16 99V98H15ZM14 99V100H15ZM46 99V98H45ZM60 99V98H59ZM94 99V98H93ZM131 99H137V97L136 98H131ZM140 99H139V101H140ZM61 100V99H60ZM151 100H153L152 98H151ZM36 101H38V100H36ZM36 101H34L35 103H33V104H31V102L30 103H28V104H31V107L29 108V109H26V108H24V109H20V110H17L18 112H16V115H15V113H14V115H15V117H14V115H12L13 117H12V124H14V125H12V127H11V129H9L8 130V128L7 127H4V129H6V130H2V127H0V178H2V176H4V174L5 173H7V172H9V178H10V180L8 181L7 179L5 180V181H8L7 182V184L6 183H4L5 181H2L1 179V181H2V183H3V185L4 186H6V188H5V190H4V187L3 186H1L0 185V187H2V188H0L1 190L0 191H2V192H0V204L2 205H5V202L7 201V199H8V201H9V199H10V201H12L13 200V197H15L16 199H19V197L17 198V195H18V193H21L22 195H24L25 197H27L26 199L27 200H29V201H35V200H37L36 199V197H40V196H37L38 194V190L40 191V186H39V188L38 187H36V182H37V180H35V173H34V170L35 169H33V171L32 170H29L30 168H32V167H30V168H26V169H28V172L27 171H25V173L22 171L21 172V170H19L21 173H18V171H17V176H13V173H15V166H18V165H20L19 163L21 162V161H23V160H25V159H28L30 156H37L36 158H37V164H38V166L40 165L41 167H43V169L41 170V172H42V177H43V179H44V181L47 183V185H49V186H52V187H57L59 190H60V192L62 193V199H60V198H58L57 196V198L60 200V202L62 201V202H64V204L66 203V204H76V203H79L81 206H83V207H85V209L84 210H86V208H87V211H89V213L91 212L92 214L91 215H94V218L95 217H97L98 219H100V218H106V211H105V208L103 207V205H105L104 204V198L105 197H103V195H102V189H100L101 187L97 184V180H99L103 175H102V171H101V169H100V165H99V163L97 162V161H95L96 159H101V157H100V155H101V153H103V152H99V151H97V152H95V154L93 153V155H92V153L91 154H86V156H88L87 157V161H86V163H78L77 165H78V169L77 168H75L76 170H77V172L75 173V172H73V173H75V174H73V173H71V174H73V175H70L69 173L71 172V171H69V169H68V171H69V173L68 172H66L63 168H62V164H60L59 162H60V160H59V162H54V161H57V160H54V158L55 157H57V153H56V151H55V145H56V143H55V141H54V137L51 135V134H48V135H46V136H39V140H43V141H37V140H34L32 137H30L29 135L27 136L26 135V133L25 134H23L22 135V131L20 132L19 130L21 129V128H19V127H22L23 125H24V123H26L27 121H29L32 117H34V116H36V115H39L40 116V118H45V117H51V116H53V118H54V123L56 124V126H57V129H58V131L60 132V131H62L63 129H62V126H64V125H66V124H72L73 125V127H75V129L77 130L78 128L79 129H81L82 130V132H85L86 130H87V128L88 127H90V123H89V121H86V118H85V113L83 112L84 111V109H83V111H81L80 109H77V107L76 106H74L76 109H74L72 106V108H73V115L74 116H76V118L74 117H72V118H70L69 116H68V113H70L69 112V110H67V108L66 109H62L63 110V112L61 111V107H59V106H57L56 104H55V102H57V103H61L62 104V102H58V101H56V96L55 95H53V93H51L50 95H48L47 96V102L45 103V104H42L43 103V101L41 102V103H38L39 101H41V100H39L38 102H36ZM61 101H63V99L61 100ZM85 101V100H84ZM96 101V100H95ZM133 101V100H132ZM134 101H136V100H134ZM78 102V101H77ZM87 102V101H86ZM79 103H80V101H79ZM17 104V106H14V107H16V108H18V104L19 103H15V105ZM76 104V103H75ZM92 104V103H91ZM131 104V103H130ZM147 104V103H146ZM22 105V104H21ZM58 105H60V104H58ZM72 105V104H71ZM80 105V104H79ZM84 105H86V104H84ZM26 106H27V108H28V105L26 104ZM25 106V107H26ZM60 106H62V105H60ZM64 106H66V105H64ZM83 106V105H82ZM81 106V107H82ZM91 106V105H90ZM96 106V105H95ZM81 107H79L78 106V108H81ZM87 107H89V105L87 106ZM83 108H85L86 109V106L84 107L83 106ZM90 108V107H89ZM96 108V107H95ZM2 109V108H1ZM15 109V108H14ZM88 109V108H87ZM91 109H94L93 107L91 108ZM15 110V111H16ZM72 109H70V111H71ZM103 110V109H102ZM102 110H100V111H102ZM90 111V110H89ZM97 110H95V112H96ZM99 111V110H98ZM105 111V110H104ZM95 112H93V113H95ZM59 113H63V114H61L60 116H58V114ZM103 113V112H102ZM105 113V112H104ZM121 113V112H120ZM132 113V112H131ZM108 114V113H107ZM109 114H112V113H109ZM117 114V113H116ZM126 114H128V117H129V113L127 112ZM133 114V113H132ZM87 115V114H86ZM91 115H92V113H91ZM112 115H114V114H112ZM119 116V118L121 117V115L120 114H118ZM134 115V114H133ZM199 115V114H198ZM88 116V115H87ZM93 116V115H92ZM115 116V115H114ZM122 116H123V114H122ZM130 116H131V114H130ZM201 116V115H200ZM37 117V116H36ZM116 117H117V115H116ZM127 117V116H126ZM134 117V116H133ZM53 118H49V119H53ZM99 118H101V117H99ZM123 119L125 118V117H122ZM146 118V117H145ZM185 118V117H184ZM183 118V119H184ZM197 118H198V116H197ZM37 120H38V118H36ZM48 118H46V120H47ZM88 119H90V121H91V119L92 118H89L88 117ZM87 119V120H88ZM105 120H106V118H104ZM110 119V118H109ZM116 119V118H115ZM121 119V118H120ZM128 119H131V118H128ZM128 119H125L126 121H128V124L130 123V125L132 126H134L135 124H132L133 122H129V120ZM143 120H144V118H142ZM149 119V118H148ZM182 119V120H183ZM186 119V124L187 123H189L191 126H192V122H191V120H192V118H190V119H188V118H185ZM188 119V120H187ZM196 119V118H195ZM201 119V118H200ZM41 120V119H40ZM93 120V119H92ZM95 120V119H94ZM100 120V119H99ZM102 120H103V118H102ZM118 120V119H117ZM116 120V121H117ZM134 120H136L135 119V117H134ZM137 120H138V118H137ZM145 120H147V119H145ZM203 120V119H202ZM215 120V119H214ZM218 120V119H217ZM220 120V119H219ZM218 120V121H219ZM10 120H9V122H11ZM33 121V120H32ZM35 121V120H34ZM112 121V120H111ZM111 121H109V124H110V122ZM131 121V120H130ZM149 121V120H148ZM198 121V120H197ZM37 122V121H36ZM50 122V121H49ZM96 122V121H95ZM100 122H102V121H100ZM105 122H107V121H105ZM142 122V121H141ZM147 122V121H146ZM184 122V121H183ZM193 122H194V119H193ZM214 122V121H213ZM220 122V121H219ZM235 122V121H234ZM45 123H47V122H45ZM52 123V122H51ZM96 123H98V124H102V123H99L98 121L96 122ZM126 123V122H125ZM135 123H137V121L135 122ZM203 123V121L201 122V124L200 125H203L204 126V123ZM216 123V122H215ZM236 123V122H235ZM8 124V123H7ZM36 124V123H35ZM39 124H41V122L39 123ZM43 124V123H42ZM53 124V123H52ZM107 124V123H106ZM109 124L107 125V126H109ZM111 124H112V122H111ZM113 124H114V122H113ZM112 124V125H113ZM123 124V123H122ZM127 124V125H128ZM140 124V123H139ZM144 124H145V122H144ZM148 124V123H147ZM151 124H153V123H151ZM155 124V123H154ZM189 124H187V125H189ZM194 124H195V122H194ZM220 124V123H219ZM30 125H32V124H30ZM47 125V124H46ZM93 125V124H92ZM96 125V124H95ZM94 125V126H95ZM117 125V124H116ZM116 125L114 126L115 127V129L117 130V127H116ZM150 125V124H149ZM165 125V124H164ZM182 125H184V123L182 124ZM196 125H199V123L197 124H195V126ZM9 126V125H8ZM100 126V125H99ZM117 126H119V129H121L120 128V124L119 125H117ZM129 126V125H128ZM132 126V127H133ZM136 126V125H135ZM148 126V125H147ZM152 127H153V125H151ZM236 126H238V125H236ZM52 127V126H51ZM68 127H70V125L68 126ZM102 128L103 127H105V124L103 125L102 124V126H101ZM109 127H112L111 125L109 126ZM124 127V126H123ZM126 127V126H125ZM125 127H124V129H125ZM200 127V126H199ZM41 128V127H40ZM53 128H54V126H53ZM56 128V127H55ZM113 128V127H112ZM129 128H131V127H129ZM134 129H135V131L137 130L135 127H133ZM144 128V127H143ZM151 128V127H150ZM155 128V127H154ZM154 128H151V129H149V127L147 128V129H149V130H146L147 131V134H146V132L144 131V132H142V130H141V132H139V133H145L146 134V136L145 135H141V136H144L143 138H146V139H149V140H151L150 141V143L152 142V141H154V144H156V148L158 149V148H160V149H162V148H164V147H166V146H169V145H171V144H175V143H178L177 141H181V140H175V139H170L169 137H165L164 135H161V136H164V138L163 137H161V136H157L156 135V133H155V129ZM178 128V127H177ZM191 128V127H190ZM210 128V127H209ZM213 128H216V125H215V127H213ZM212 128V129H213ZM237 128V127H236ZM240 128V127H239ZM259 128V127H258ZM263 128V127H262ZM108 129V128H107ZM154 129V132H152L151 130H153ZM187 129V128H186ZM201 129V128H200ZM204 129H206L207 130V128H204ZM241 129V128H240ZM52 130V129H51ZM122 130H123V128H122ZM130 130V129H129ZM131 130H132V128H131ZM210 130V129H209ZM208 130V131H209ZM236 131H237V129H235ZM78 131V130H77ZM88 131V130H87ZM118 131V130H117ZM189 131V130H188ZM24 132V131H23ZM63 132V131H62ZM112 132H115V130L114 131H112L111 130V133ZM122 132H124V131H122ZM126 132V131H125ZM124 132V133H125ZM134 132V131H133ZM138 132V131H137ZM241 132V131H240ZM47 133V132H46ZM61 133V132H60ZM94 133V132H93ZM123 133V134H124ZM132 133V132H131ZM131 133H129V134H131ZM159 133V132H158ZM162 133H163V131H162ZM173 133V132H172ZM55 134V133H54ZM53 134V135H54ZM69 134V133H68ZM108 134H110V133H108ZM121 134V133H120ZM135 134V133H134ZM19 135H22V136H24V137H21L20 138V136ZM73 135V134H72ZM113 136L115 135V134H112ZM111 135V136H112ZM137 135H139L138 133H137ZM159 135H160V133H159ZM240 135V134H239ZM100 136V135H99ZM122 136V135H121ZM127 136V135H126ZM129 136V135H128ZM141 136H140V138H141ZM64 137V136H63ZM90 137V136H89ZM92 137V136H91ZM103 137V136H102ZM105 137V136H104ZM103 137V138H104ZM131 137H132V135H131ZM135 137V139L137 138L136 136H134ZM205 137H206V135H205ZM70 138V137H69ZM109 138V137H108ZM116 138V137H115ZM142 138V139H143ZM167 138V139H166ZM172 138V137H171ZM202 138H204V137H202ZM201 138V139H202ZM59 139V138H58ZM89 139V138H88ZM88 139H87V141H88ZM106 139V138H105ZM134 139V138H133ZM139 139V138H138ZM137 139V140H138ZM170 139V140H169ZM60 140V139H59ZM62 140V139H61ZM91 140H92V138H91ZM109 140V139H108ZM113 141V140H112ZM204 141H207L206 140V138L204 139ZM63 142V141H62ZM115 142V141H114ZM208 142V141H207ZM206 142V143H207ZM95 143H96V141H95ZM63 144V143H62ZM99 144V143H98ZM117 144V143H116ZM136 144V143H135ZM187 144V143H186ZM214 144V143H213ZM74 145V144H73ZM92 145V144H91ZM188 145V144H187ZM186 145V146H187ZM190 145V144H189ZM188 145V146H189ZM196 145V144H195ZM194 145V146H195ZM205 145H207V144H205ZM242 145V144H241ZM192 146V145H191ZM213 146V145H212ZM227 146H228V144H227ZM175 147V146H174ZM207 147H208V145H207ZM224 147L225 148H223V150H225V149H228L227 147H226V144L224 145ZM241 147V146H240ZM239 147V148H240ZM244 147H246V146H244ZM67 148V147H66ZM170 148V147H169ZM179 148V147H178ZM189 148V147H188ZM192 148H194V147H192ZM204 149H205V147H203ZM210 147H208V149H209ZM57 149V148H56ZM59 149V148H58ZM95 149V148H94ZM190 149V148H189ZM195 149V148H194ZM207 149V150H208ZM64 150V149H63ZM156 150V149H155ZM159 150V149H158ZM187 150V149H186ZM223 150H221L218 146L216 147V144L211 148V150H208L209 151V155L210 156H213V158L212 159H214V160H216V158L218 159V160H221V159H224V157L226 156V155H231V154H229V153H226V151L224 152ZM230 150V149H229ZM59 151V150H58ZM67 151H68V149H67ZM142 151V150H141ZM177 151V150H176ZM180 151V150H179ZM189 151V150H188ZM192 151V150H191ZM205 151V150H204ZM231 151V150H230ZM71 152V151H70ZM137 152H139L138 151V149H137ZM143 152V151H142ZM142 152H140V153H142ZM195 152V151H194ZM198 152V151H197ZM202 152V151H201ZM228 152V151H227ZM180 153V152H179ZM186 153V152H185ZM200 153V152H199ZM64 154V153H63ZM68 154H69V151H68ZM136 154V153H135ZM233 154V153H232ZM236 154V153H235ZM90 155V156H89ZM138 155H140V154H138ZM208 155V156H209ZM70 156V155H69ZM84 156V155H83ZM93 156V157H92ZM106 156V155H105ZM209 156V157H210ZM232 156V155H231ZM62 157V156H61ZM66 157H67V155H66ZM74 157V156H73ZM98 157H100V158H98ZM191 157V156H190ZM205 157V156H204ZM216 157V158H215ZM31 158V157H30ZM39 158V159H38ZM86 158V157H85ZM92 158H94V159H92ZM125 158V157H124ZM201 158V157H200ZM72 158H70V160H71ZM147 159V158H146ZM193 159V158H192ZM39 160V161H38ZM63 160V159H62ZM94 160V161H93ZM102 160V159H101ZM161 160V159H160ZM159 159H158V161H157V159L156 160H153L152 161V163L151 164H153V165H156L157 166V171H156V169H155V173H153L154 175H157L156 176V178H159V180H160V178H162L163 177V174L164 175H166L165 173H164V171L166 172V169L165 170H163L162 169V167H163V163L160 161ZM175 160V159H174ZM198 160V159H197ZM201 160V159H200ZM238 160V159H237ZM74 161V160H73ZM157 161V162H156ZM164 161V160H163ZM171 161H173V160H171ZM212 161V160H211ZM28 161H26V163H27ZM72 162V161H71ZM134 162V161H133ZM166 162V161H165ZM164 162V163H165ZM18 163V164H17ZM22 163V162H21ZM24 163V162H23ZM33 163V162H32ZM62 163V162H61ZM73 163V162H72ZM71 163V164H72ZM106 163V162H105ZM5 164L8 166L7 168H4V166H5ZM17 164V165H16ZM30 164V163H29ZM37 164H35V165H37ZM101 164V163H100ZM168 164V163H167ZM25 165V164H24ZM34 165V164H33ZM65 165H67V164H65ZM64 165V166H65ZM137 165L139 166V164L137 163ZM170 165V164H169ZM201 165H202V163H201ZM203 165H205L204 164V162H203ZM202 165V166H203ZM15 168H14V167ZM26 167H27V165H25ZM24 166V167H25ZM37 166V167H38ZM68 166L70 167V165L68 164ZM72 166V165H71ZM74 167H75V163H74V165H73ZM135 166V165H134ZM156 166H155V168H156ZM6 167V166H5ZM19 167V166H18ZM21 167V166H20ZM67 167V166H66ZM140 167H141V165H140ZM139 167V168H140ZM145 167H147V166H145ZM205 167V166H204ZM13 168V169H12ZM68 168V167H67ZM73 167H71V169H72ZM127 168V167H126ZM135 168H136V166H135ZM134 168V169H135ZM138 168V167H137ZM138 168V169H139ZM174 168V167H173ZM205 168H207V167H205ZM14 171H12V170ZM20 169V168H19ZM111 169V168H110ZM141 169H143L142 167H141ZM149 169V168H148ZM152 169V168H151ZM23 170V169H22ZM39 170V169H38ZM37 170V171H38ZM122 170V169H121ZM175 170V169H174ZM32 171V172H31ZM134 171H136V170H134ZM150 171V170H149ZM153 171V170H152ZM168 171H169V169L167 170V173H168ZM137 173L139 172V170L138 171H136ZM143 172V171H142ZM173 172V171H172ZM207 172V171H206ZM34 173V174H33ZM141 173V172H140ZM1 174H3V175H1ZM15 174V175H16ZM37 175V174H36ZM39 175V174H38ZM135 175V174H134ZM139 175V174H138ZM142 176V175H141ZM140 176V177H141ZM6 177V176H5ZM115 176H113V178H114ZM154 177V176H153ZM7 178H8V173H7ZM39 178V177H38ZM155 178V177H154ZM153 178V179H154ZM134 179H135V177H134ZM139 179V178H138ZM143 179V178H142ZM152 179V180H153ZM21 180H23L22 181V183L24 182V180L26 181V183H24V184H26L25 186L21 183ZM40 180V179H39ZM112 180V179H111ZM131 180V179H130ZM156 180V179H155ZM0 181V182H1ZM154 181V180H153ZM161 181V180H160ZM164 181V180H163ZM9 182H12L11 183V186H8V184H10ZM18 182H20L19 184L21 185V186H23V187H21V186H18L17 185V187L19 188H17L16 187V185L15 184H17ZM44 182V183H45ZM112 182H113V180H112ZM115 182V181H114ZM157 182H158V180H157ZM13 183H14V185L15 186H13ZM38 183H39V181H38ZM40 183H41V181H40ZM39 183V184H40ZM99 183V182H98ZM139 183H140V181H139ZM81 184H84L85 186L84 187H86L87 188V192H84V190L86 189V188H84L83 186V188H84V190L81 188ZM114 184V183H113ZM116 185H117V183H115ZM131 184V183H130ZM166 184V183H165ZM157 185H159V184H157ZM11 187L10 189H12V188H14L15 187V189H13L12 191L10 190L9 191V189H8V187ZM13 186V187H12ZM167 186V185H166ZM21 187V188H20ZM41 187H43V186H41ZM46 187V186H45ZM51 187V188H52ZM17 188V189H16ZM38 188V189H37ZM56 188V189H57ZM134 188V187H133ZM8 189V191H6ZM50 189V188H49ZM114 189V188H113ZM112 189V190H113ZM3 190H4V192H3ZM115 190V189H114ZM116 190H118V189H116ZM229 191H231V190H229ZM234 191V190H233ZM232 191V192H233ZM57 192H59V191H57ZM118 192V191H117ZM165 192V191H164ZM42 193H43V191H42ZM45 193V192H44ZM56 193V192H55ZM116 193V192H115ZM121 193H122V191H121ZM47 194V193H46ZM51 194V193H50ZM60 194V193H59ZM106 194V193H105ZM116 194H118V193H116ZM224 194V193H223ZM230 194V193H229ZM39 195H40V193H39ZM61 195V194H60ZM119 195V194H118ZM121 195V194H120ZM19 196V195H18ZM46 196H48V195H46ZM51 196V195H50ZM42 197V196H41ZM56 197H55V200H56ZM230 197V196H229ZM162 198V197H161ZM41 199V198H40ZM44 199H46V198H44ZM43 199V200H44ZM47 199H48V197H47ZM53 199V198H52ZM57 199V200H58ZM228 199V198H227ZM231 199V198H230ZM15 200V199H14ZM22 200V199H21ZM42 200V199H41ZM49 200H50V198H49ZM135 200V199H134ZM174 200V199H173ZM176 200V199H175ZM40 201V200H39ZM129 201V200H128ZM229 201V200H228ZM227 201V202H228ZM17 202H18V200H17ZM30 202V203H31ZM42 202V201H41ZM58 202V201H57ZM106 202H107V200H106ZM131 202H133V201H131ZM131 202H129V204L131 203ZM214 202V201H213ZM10 203V202H9ZM8 203V204H9ZM14 203V202H13ZM19 203V202H18ZM23 203V202H22ZM21 203V204H22ZM44 203V202H43ZM46 203V202H45ZM45 203L43 204L44 206H45ZM48 203V202H47ZM46 203V204H47ZM125 203V202H124ZM143 203V202H142ZM146 203V202H145ZM11 204V203H10ZM20 204V203H19ZM18 204V205H19ZM29 204V203H28ZM31 204H33V203H31ZM42 204V203H41ZM52 204V203H51ZM56 204V203H55ZM137 204V203H136ZM3 205L2 206H0V239L2 238V239H4V238H6V240H0V243L2 244L3 242V244L2 245H0V247H3V248H0V264H18V260L17 259H20V258H17L16 259V261L15 262H12V259H11V262H9V261H7L5 258V255L7 254V252H10V250H9V248H11V247H9L8 248V245H10V243H11V238H10V236H11V234H12V231L13 230H11V228H14V229H19L20 230V228L24 225L23 224V220L21 219V214L20 215H18V213H17V211L16 210H14V211H11V210H9V209H7V207H3ZM17 205V206H18ZM48 205H50V204H48ZM80 205H78V206H80ZM111 205V204H110ZM132 205H134V204H132ZM26 206V205H25ZM59 206V205H58ZM68 207H67V209H69V205H67ZM74 206V205H73ZM131 206V205H130ZM138 206V205H137ZM21 207L23 208V205H21ZM39 207H41V206H39ZM43 207V206H42ZM51 207V206H50ZM63 207V206H62ZM71 207V206H70ZM136 207V206H135ZM147 207V206H146ZM214 207H215V205H214ZM46 208H47V206H46ZM45 208V209H46ZM58 208H60V207H58ZM65 208H66V206H65ZM64 208V209H65ZM74 208V207H73ZM76 209H78L77 207H75ZM130 208V207H129ZM138 208V207H137ZM140 208V207H139ZM210 208V207H209ZM15 209V208H14ZM21 209V208H20ZM40 209V208H39ZM42 210H45V209H43V208H41ZM48 209V208H47ZM46 209V210H47ZM72 209V208H71ZM81 209H83V208H81ZM80 209V210H81ZM107 209V208H106ZM145 209V208H144ZM216 209V208H215ZM18 210V209H17ZM29 210V209H28ZM37 210V209H36ZM42 210H41V212H42ZM50 210V209H49ZM75 210V209H74ZM83 210V211H84ZM133 210V209H132ZM134 210H135V208H134ZM148 210H150V209H148L147 208V210H145V211H147V213L149 212ZM210 210V209H209ZM20 211V210H19ZM18 211V212H19ZM34 211V210H33ZM67 212H68V210H66ZM64 212V210H63V213L61 214H58V219H57V222L56 223H54L53 225H52V223H50V225H52V226H50L49 228H46V225H47V223H46V225L44 226V228H42L41 229V231L42 232H44V233H50L51 232V235L52 234H56V236H50V237H52V238H54V239H57V240H60V242L59 241H57V240H54V242H59L61 245H60V249H59V247L57 248V250L59 249L60 250V253H58L59 252V250L56 252L55 251V245L53 246L54 247V251L56 252V253H58L61 257L59 258V259H57L58 261H56V258L54 257V256H52L51 254H54L55 252L52 250L53 248H52V246L50 245V246H48V245H45V246H41V248H38L39 250H38V253L37 254H39V256H47L48 255V257L51 255L52 257H54L55 259H52V261H51V263L50 264H83V262L85 261L84 260V252H82L81 250H79L77 247H78V245L75 247L74 246V248H76L77 250H74L73 252H74V255H73V253L71 254V255H73V256H70V253H69V245L70 244H66L67 242H66V237H67V233L70 231H68V228L70 229V227H71V225H69V222H71V221H69V219L71 218V215H69V213H67V212ZM77 211V210H76ZM82 211V210H81ZM107 211H108V209H107ZM110 211V210H109ZM131 211V210H130ZM135 211H137V210H135ZM144 211V210H143ZM144 211V212H145ZM214 211V210H213ZM20 212H22V211H20ZM28 212V211H27ZM46 212V211H45ZM133 212V211H132ZM140 212H141V210H140ZM184 212V211H183ZM210 212V211H209ZM31 213V212H30ZM48 213V212H47ZM75 213V212H74ZM79 213H80V211H79ZM110 213V212H109ZM25 214V213H24ZM39 214V213H38ZM49 214V213H48ZM54 214V213H53ZM56 214V213H55ZM149 214V213H148ZM152 214V213H151ZM185 214V213H184ZM22 215H23V213H22ZM30 215H32V214H30ZM35 215V214H34ZM70 217H69V216ZM91 215H90V217H91ZM109 215H111V214H109ZM142 215V214H141ZM144 215H147L146 213L144 214ZM144 215H142V216H144ZM154 215V214H153ZM178 215V214H177ZM209 215V214H208ZM44 216V215H43ZM148 216V217H147ZM143 220H141V221H139L137 224L139 225V227H141L140 229H138L137 230V236L136 235H134L135 233H129V232H131V231H129V230H127L128 232L127 233H129L128 235V238H129V242H130V246L132 247V248H130V249H134V246H135V244H136V242L137 241H140L141 242V244H143V246H144V248L142 249V247L140 246V248H141V250L142 251H139V253H138V255L137 256H134L135 258L133 259V263L132 264H148L149 263V261L151 260V258H152V256H155V254H156V252H157V250L160 248L159 246H161V247H163V248H165L166 250H167V253L169 252V258L171 259V258H174L175 256H180V253H181V256H182V254H185V256H186V254H187V252L189 251L188 249V251L187 250H185V247L187 248H189V246L187 245H185V244H181V242L178 240V236H179V234H178V236H177V234H175V235H173L172 234V236L174 237V238H177V240L180 242V244L178 243L177 245H175V244H173L172 245V243H171V245H168L167 244V242H169L170 240H168V241H166V244H162V240L161 239H159V238H155V237H152L150 234H149V227H150V225H151V223L153 222L150 218H149V216H151V215H147ZM78 217V216H77ZM135 217V216H134ZM138 217V216H137ZM178 217V216H177ZM211 217V216H210ZM19 218H20V220H19ZM26 218H27V216H26ZM91 218H93V216L91 217ZM107 218H108V216H107ZM106 218V219H107ZM118 218V217H117ZM139 218V217H138ZM140 218H142V217H140ZM153 218V217H152ZM39 219V218H38ZM43 219V218H42ZM81 219V218H80ZM96 219V218H95ZM188 219V218H187ZM71 220V219H70ZM97 220V219H96ZM119 220V219H118ZM171 220V219H170ZM179 219L177 218H173V222L175 221V222H177ZM24 221H26V220H24ZM35 221V220H34ZM100 221V220H99ZM103 221H105V220H103ZM164 221H168V220H164ZM36 222V221H35ZM46 222V221H45ZM102 222V221H101ZM110 222V221H109ZM118 222V221H117ZM136 222V221H135ZM157 222V221H156ZM37 223V222H36ZM43 223H44V220H43ZM100 223V222H99ZM120 223H121V221H120ZM26 224V223H25ZM39 224H41V223H39ZM155 225H156V223H154ZM174 224V223H173ZM177 224V223H176ZM175 224V225H176ZM42 225H44V224H42ZM105 225V224H104ZM103 225V226H104ZM147 225V226H146ZM161 225V224H160ZM165 225V224H164ZM196 225V224H195ZM199 225V224H198ZM25 226V225H24ZM27 226V225H26ZM70 226V227H69ZM135 226V225H134ZM170 226V225H169ZM40 227V226H39ZM38 227V228H39ZM43 227V226H42ZM105 227V226H104ZM124 227V226H123ZM156 227V226H155ZM158 227H160V226H158ZM163 227V226H162ZM174 227V226H173ZM175 227H177V226H175ZM102 228V227H101ZM153 228V227H152ZM168 228V227H167ZM178 228V227H177ZM24 229V228H23ZM27 229V228H26ZM103 229H105V228H103ZM130 229V228H129ZM137 229V228H136ZM172 229V228H171ZM175 228H173V232H176L177 231V229L176 230H174ZM38 230V229H37ZM16 231V230H15ZM18 231V230H17ZM24 231H25V229H24ZM24 231H22V232H24ZM31 231V230H30ZM34 231H35V228H34ZM53 231V232H52ZM111 231V230H110ZM115 231V230H114ZM120 231L122 232V233H124V231H123V229H120ZM167 231V230H166ZM172 231V230H171ZM178 231H179V229H178ZM112 232V231H111ZM152 232V231H151ZM150 232V233H151ZM154 232V231H153ZM159 232V231H158ZM161 232V231H160ZM165 232V231H164ZM180 232V231H179ZM178 232V233H179ZM201 232V231H200ZM14 233H16V232H14ZM25 233V232H24ZM43 233V234H44ZM157 233V232H156ZM172 233V232H171ZM177 233V232H176ZM17 234V233H16ZM16 234L14 235V236H16ZM22 234V233H21ZM30 234V233H29ZM33 234H35V233H33ZM42 234V235H43ZM54 234V235H55ZM83 234V233H82ZM125 234V233H124ZM155 234V233H154ZM153 234V235H154ZM160 234V233H159ZM163 234L164 233H162V236H163ZM166 234V233H165ZM164 234V235H165ZM197 234V233H196ZM200 234V233H199ZM214 234V233H213ZM46 235V234H45ZM111 235V234H110ZM123 235V234H122ZM125 235H127V234H125ZM161 235V234H160ZM159 235V236H160ZM23 236H25V235H23ZM22 236V237H23ZM27 236V235H26ZM38 236V235H37ZM36 236V237H37ZM49 236V235H48ZM109 236V235H108ZM108 236H106V237H108ZM155 236V235H154ZM170 236V233H169V235H168V237ZM177 236V237H176ZM208 236H209V234H208ZM18 237H19V234H18ZM21 237V236H20ZM19 237V241H20V243H18V244H21V242H24V243H22L23 245L25 244V241H24V239H22V238H20ZM124 237V236H123ZM180 237H181V235H180ZM205 237H206V235H205ZM14 238V237H13ZM16 239H17V237H15ZM46 238V237H45ZM74 238V237H73ZM80 238V237H79ZM97 238H99L98 239V243H97V247L98 248H103V246L105 245V243H104V239H106L105 238V233L104 232H99V234H98V237ZM126 238V237H125ZM162 238V237H161ZM166 238H167V236H166ZM193 238V237H192ZM198 238L200 239V235H199V237L197 236L196 237V239L198 240ZM207 238H209V237H207ZM211 238V237H210ZM230 238V237H229ZM75 239V238H74ZM108 239H110V238H108ZM171 239V238H170ZM204 239V238H203ZM232 239V238H231ZM27 240V239H26ZM34 240V239H33ZM51 240V239H50ZM119 240V239H118ZM122 240V239H121ZM184 240H185V238H184ZM196 240V241H197ZM202 240V239H201ZM205 240H207V239H205ZM18 241V242H19ZM106 241V240H105ZM165 241V240H164ZM199 241V240H198ZM197 241V242H198ZM10 242V243H9ZM16 242H17V240H16ZM32 242V241H31ZM30 242V243H31ZM42 242V241H41ZM69 242V241H68ZM108 242V241H107ZM194 242V241H193ZM201 242V241H200ZM210 242V241H209ZM208 241H203V242H201V246L199 247V245L198 244H195L196 245V247H197V245H198V247H197V249H196V252L198 251V252H203V251H205V250H208L209 248H210V243H209ZM27 243V242H26ZM36 243V242H35ZM48 243V242H47ZM59 243H55L56 245H58ZM85 243V242H84ZM126 243V242H125ZM175 243V242H174ZM190 243V242H189ZM199 243V242H198ZM14 244H16V243H14ZM21 244V245H22ZM34 244V243H33ZM54 244V243H53ZM139 244V243H138ZM187 244V243H186ZM214 244V243H213ZM27 245V244H26ZM68 245V246H67ZM73 245V244H72ZM75 245V244H74ZM82 245V244H81ZM190 245H191V243H190ZM12 247H13V245H11ZM30 246V245H29ZM96 246V245H95ZM194 246V245H193ZM213 246V245H212ZM16 247V246H15ZM25 247V246H24ZM24 247H20V248H18V247H16L18 250H16L17 252L18 251H20L21 252V250H19V249H23ZM51 247V248H50ZM69 247V248H68ZM115 247H117V246H115ZM123 247V246H122ZM14 248V247H13ZM32 248V247H31ZM73 248V249H74ZM89 248V247H88ZM101 248V249H102ZM15 249V248H14ZM25 249V248H24ZM34 249V248H33ZM71 249V248H70ZM213 249V248H212ZM92 250V249H91ZM122 250V249H121ZM137 250V249H136ZM190 250H191V248H190ZM12 251H14V250H12ZM11 251V252H12ZM34 251V250H33ZM177 251V252H176ZM179 251V252H178ZM185 251H187V252H185ZM192 251V250H191ZM15 252V251H14ZM20 252H18V254L17 255H20L21 253ZM53 252V253H52ZM71 252H72V250H71ZM89 252V251H88ZM131 252V251H130ZM138 252V251H137ZM159 252V251H158ZM162 252V251H161ZM173 252V253H172ZM209 252V251H208ZM207 252V253H208ZM212 252V251H211ZM24 253V252H23ZM28 253V252H27ZM174 253H176V255L174 254ZM15 254V253H14ZM29 254V253H28ZM159 254V253H158ZM191 255L193 254V253H190ZM189 254V255H190ZM197 254V253H196ZM204 254H205V252H204ZM16 255V257H19V256H17ZM26 255V254H25ZM57 255V254H56ZM94 255V254H93ZM101 255H103L102 253H101ZM134 255V254H133ZM160 255V254H159ZM188 255V256H189ZM201 255V254H200ZM206 255V254H205ZM11 256H13V255H11ZM38 256V257H39ZM50 256V257H51ZM106 256V255H105ZM165 256V255H164ZM188 256H187V258H188ZM195 255H193L192 257H194ZM204 256V255H203ZM209 256H211V255H209ZM47 257V258H48ZM57 257V256H56ZM158 257V256H157ZM22 258V257H21ZM86 258V257H85ZM106 258V257H105ZM190 258H191V256H190ZM196 258H198V257H196ZM201 258V257H200ZM205 258H207V257H205ZM28 259V258H27ZM110 259V258H109ZM159 259V258H158ZM185 259V258H184ZM193 259V258H192ZM22 260V259H21ZM24 260V259H23ZM48 260H50L49 258H48ZM87 260V259H86ZM111 260V259H110ZM109 260V261H110ZM114 260V259H113ZM160 260H162V259H160ZM167 260H169V259H167ZM174 260V259H173ZM179 260V259H178ZM188 260V259H187ZM186 260V261H187ZM193 260H195V259H193ZM198 260H199V258H198ZM197 259H196V261H198ZM206 260V259H205ZM20 261V260H19ZM27 261V260H26ZM46 261H47V259H46ZM88 262H89V260H87ZM104 261V260H103ZM152 261V260H151ZM150 261V262H151ZM196 261H194V262H196ZM200 261H202V260H200ZM22 262V261H21ZM34 262V261H33ZM48 262H50V261H48ZM58 262V263H57ZM128 262V261H127ZM176 262L177 261H175V264H176ZM188 262V261H187ZM189 262H190V260H189ZM192 262V261H191ZM193 262V263H194ZM85 263V262H84ZM87 263V262H86ZM107 263H108V261H107ZM170 263V262H169ZM179 263V262H178ZM183 262H181V264H182ZM34 264V263H33ZM42 264V263H41ZM46 264H49V263H46ZM93 264V263H92ZM101 264H106L105 262H103V263H101ZM111 264V263H110ZM171 264H172V262H171ZM184 264H186V263H184ZM190 264H192V263H190ZM194 264H196V263H194ZM215 264V263H214Z\"/></svg>", "mask_w": 264, "mask_h": 264}]
</instances>
